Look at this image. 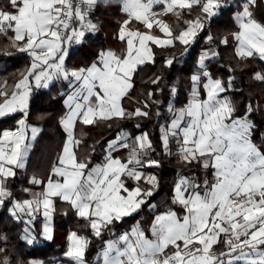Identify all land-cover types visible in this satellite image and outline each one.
<instances>
[{
    "label": "snow or ice",
    "instance_id": "snow-or-ice-1",
    "mask_svg": "<svg viewBox=\"0 0 264 264\" xmlns=\"http://www.w3.org/2000/svg\"><path fill=\"white\" fill-rule=\"evenodd\" d=\"M99 2L0 0V37L29 58L13 83L0 80V118L22 114L15 129L0 132V207L11 204L9 214L25 224L21 239L31 247L52 239L56 203L67 205L87 229L85 234L68 233L63 253L67 264H89L93 239L102 241L94 264H264V144L254 141L257 125L251 118L258 106L249 101L241 112L228 95L238 91L234 77L225 81L209 70L218 51L201 50L186 102L180 107L170 102L165 123L158 124V146L150 133L121 130L107 142L103 159L93 163L96 147L79 155L84 139L75 134L77 125L110 129L114 121L150 118L153 105L159 117L161 102L155 97L163 91L160 75L150 79L154 89L136 101L141 106L132 111L124 107L137 73L155 64L156 48L174 49L179 44L181 55L187 54L225 0H103L105 5L118 3L125 17L116 35L122 47L101 50L90 65L69 68L70 48L97 31L90 16ZM256 5L257 0H242L233 17L238 26L232 33L233 58L238 63L249 58L264 62V23L254 16ZM169 15L175 18V27L166 21ZM214 39L209 33L205 43L211 45ZM219 43L228 44V38ZM0 54L13 55L6 48ZM175 59L165 57L163 67H172ZM251 79L264 84V72ZM57 81L66 82L68 89L63 93L66 113L60 120L66 138L48 175L29 180L39 190L24 189L29 198L17 200L10 182L26 168L28 134L35 140L40 132L28 123L31 96ZM170 91L177 93L175 87ZM157 147L162 155L175 157L181 169L168 207L155 212L147 227L137 221L117 234L114 225L138 215L145 205L156 208L149 198L160 181L147 170L162 166L153 158ZM121 151L127 155H116ZM194 168L202 170V179ZM38 219L42 223L37 232ZM108 233L110 238L104 240ZM5 252L0 248V264H13Z\"/></svg>",
    "mask_w": 264,
    "mask_h": 264
},
{
    "label": "trees",
    "instance_id": "trees-1",
    "mask_svg": "<svg viewBox=\"0 0 264 264\" xmlns=\"http://www.w3.org/2000/svg\"><path fill=\"white\" fill-rule=\"evenodd\" d=\"M242 0H225V5L218 14L213 17L210 23L206 22L205 30L200 33L197 42L194 43L187 54L181 55L182 46L172 49H155V64H149L144 67L135 77L134 90L131 97L124 101V107L132 111L135 107L141 106L136 101L143 100L148 89H154L155 86L150 84V79L156 75L163 77L159 87L163 89L158 92L156 100L160 101L161 115H156L157 106L150 108V118H134L130 120L114 121L109 129L106 125L82 126L77 125L75 134L78 138L84 139V144L79 150V155L83 156L86 152H91L92 146L96 147L93 155V163L100 162L103 159V152L107 142L114 138L121 130L132 135L147 132L150 133L154 144L158 146V124H163L167 117V105L174 102L176 107L182 106L187 99L190 87V77L196 72V64L201 50L212 47L219 52V56L209 64V70L217 78H223L227 81L231 75L234 77V86L237 92L228 93L235 100L240 111L243 112L245 106L250 101L258 110L252 115V120L257 125L254 133V141L260 145L263 144L264 133V84L255 82L251 79L252 74L264 72V62L258 58H249L244 62L238 63L234 57L235 41L232 39V33L238 30L234 20V13L239 11V5ZM255 18L264 23V0H257V5L253 9ZM197 11H193L192 18H195ZM118 3L105 5L103 0L93 9L90 19L97 25L95 33H89L84 41L72 46L66 64L73 67H82L90 65L101 50L113 49L119 51L122 47L121 42L116 38L119 25L124 19ZM166 21L175 27V18L171 15L166 17ZM180 27H184L183 24ZM211 33L215 38L211 45L205 43V37ZM228 38V44L219 43L220 39ZM6 50L13 53L11 56L0 54V80H7L13 83L19 73L23 71L29 63V58L24 53H17L15 49L9 46V41L0 37V51ZM175 56V62L172 67L164 68V58ZM231 67L234 71L229 72ZM175 87L177 93L171 94V88ZM66 83L57 81L48 89H36L30 99L28 123L37 126L40 129L37 137L29 149L26 159V168L19 170L15 179L10 183L14 198L23 200L29 198L24 189L38 191L29 184V180L35 176L45 178L55 161L57 155L66 138L61 125L60 118L65 112L63 104V93H66ZM22 114L16 113L0 118V132L5 128H15L17 120ZM139 125V128L135 126ZM118 156H126V152L116 153ZM161 161V167L151 168L147 171L155 173L160 181L158 190L149 198V204L156 205V209H165L168 207L172 183L176 173L181 171L178 167L175 157H166L160 153L157 147V154L153 157ZM184 174L188 175L187 169ZM193 172L200 173L201 169L194 168ZM10 203L0 207V248H5V254L8 255L13 264L22 261V264H29L30 261H40L43 264H52L59 261L61 264H67L63 253L66 250V237L72 230L85 234L87 229L82 221L78 220L75 214L67 205L57 201V211L53 221V237L51 240H40L34 246L26 245L21 239L19 232L14 233V229L23 222H18L9 214ZM65 212L67 213L65 215ZM154 212L148 205L143 207L139 214H133L126 217L122 223L114 225L116 233L128 229L134 222L140 221L145 227L151 223ZM41 222L38 219L34 229L38 232ZM111 233L106 234L103 239L110 238ZM6 238V242H5ZM102 241L93 239L87 252L89 262H92L97 250L101 247Z\"/></svg>",
    "mask_w": 264,
    "mask_h": 264
},
{
    "label": "crops",
    "instance_id": "crops-1",
    "mask_svg": "<svg viewBox=\"0 0 264 264\" xmlns=\"http://www.w3.org/2000/svg\"><path fill=\"white\" fill-rule=\"evenodd\" d=\"M230 1V0H229ZM237 12V11H236ZM235 12V13H236ZM234 13V14H235ZM73 46H75V45H73ZM105 50H108V49H105ZM113 50V49H112ZM68 66V65H67ZM69 67V66H68ZM69 68H71V67H69ZM194 74V73H193ZM192 74V75H193ZM66 83V82H65ZM67 91H68V89H67ZM66 91V92H67ZM64 99H66V96L64 95V98H63V101H64ZM64 104V103H63ZM65 106V105H64ZM65 113H66V107H65V112H64V114L61 116V118L65 115ZM22 118V117H21ZM20 118V119H21ZM61 118H60V120H61ZM18 121V120H17ZM163 123H165V121L163 122ZM29 125H31V124H29ZM31 126H33V125H31ZM17 127V124H15V128ZM37 127V126H36ZM15 128H5V129H3L2 130V132L4 131V130H9V129H15ZM140 134V133H139ZM29 135V143H31V145H32V143H33V141L34 140H31L30 139V133L28 134ZM136 135H138V134H136ZM113 139V138H112ZM112 139H110V140H112ZM263 144H264V133H263ZM97 163H99V162H97ZM197 175L198 176H200V178L202 179L203 178V172H202V170H201V172L200 173H197ZM27 199V198H26ZM152 205H154V204H152ZM11 207V206H10ZM9 207V208H10ZM153 210V212L155 213V212H158V211H161V210H163V209H152ZM8 211H9V209H8ZM40 220V219H39ZM40 222L42 223V221L40 220ZM137 222V221H136ZM136 222H134L128 229H126V230H123V231H120V232H118L117 234H120V233H123V232H125V231H128V230H130L131 229V227H133L135 224H136ZM24 228H25V224L23 223L22 225H18V226H16L15 227V229H14V233H16V232H19L20 233V235H21V237H22V235H23V231H24ZM72 231H74V230H72ZM109 239V238H108ZM107 240V239H106ZM43 241H47V240H43ZM102 246V245H101ZM101 247H99V249H100ZM99 249L97 250V252L99 251ZM96 252V253H97ZM95 256H96V254H95ZM94 261H95V257H94V259H93V261L92 262H89V264H94ZM35 262H37V264H43V263H41L40 261H35ZM52 264H61L59 261H56L55 263H52Z\"/></svg>",
    "mask_w": 264,
    "mask_h": 264
},
{
    "label": "rangeland",
    "instance_id": "rangeland-1",
    "mask_svg": "<svg viewBox=\"0 0 264 264\" xmlns=\"http://www.w3.org/2000/svg\"><path fill=\"white\" fill-rule=\"evenodd\" d=\"M32 125V124H31ZM33 126H35V125H33Z\"/></svg>",
    "mask_w": 264,
    "mask_h": 264
}]
</instances>
